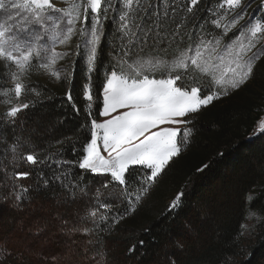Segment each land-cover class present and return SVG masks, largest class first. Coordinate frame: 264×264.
Masks as SVG:
<instances>
[{
    "label": "snow or ice",
    "instance_id": "1",
    "mask_svg": "<svg viewBox=\"0 0 264 264\" xmlns=\"http://www.w3.org/2000/svg\"><path fill=\"white\" fill-rule=\"evenodd\" d=\"M64 3L66 7L61 8L54 0H0V78L12 85L10 89L0 88V97L4 103L12 104V97L19 100L26 91L39 96L35 87L26 85L24 80L33 70L43 71L69 84L66 100L79 113L81 108L76 106L71 88L74 68L64 69L61 77V70L56 67L58 61L68 56L79 57L86 81L81 89V107L89 117L87 124L82 125L87 130L83 155L74 161L66 160L60 152L40 149L30 136L17 135L8 141L0 134V187L8 189L5 201L10 198L14 207L23 209L25 202H31V191L51 186L59 207L81 205L75 219L60 213L53 217L56 232L69 238L76 234L92 237L99 234L101 223L111 232L129 213L135 212L170 162L191 142L194 128L187 125L193 124V120L185 117L227 95L230 89H239L254 76L257 62L264 57V48L253 52L264 42V0L256 10L261 15L250 17L228 37L227 44L223 40L228 32L251 7L244 0H220L206 9L201 0ZM109 20L113 25L109 35L114 42L109 44L111 66L104 73L103 110L99 115L111 118L98 122L88 111L93 101L90 80L97 70L98 48ZM74 37L78 40L74 49L57 51L58 45L70 47ZM71 63L74 65L75 61ZM155 73L161 78H155ZM201 76L211 79L213 90L196 83ZM190 78L192 85L186 83ZM37 103L38 100L12 104L4 113V123L15 125L18 115ZM122 109L119 115H112ZM260 131L264 132V124ZM65 139L75 151L79 136L76 141L71 137ZM21 164L30 166L32 171H18ZM135 166H143V174H138ZM207 167L203 165L197 171ZM73 168L109 174L110 178L93 190ZM45 169L49 172L46 178ZM33 171L37 183L21 184L20 181L33 176ZM183 195L182 191L177 193L169 209L179 207ZM120 205H125L122 211ZM89 221L95 227L86 226ZM34 223L36 227L28 229L33 237L41 236L50 227L47 219L41 223L38 218ZM99 242L91 238L86 241L89 245ZM30 251H17L8 248L6 242L0 243V264L23 261L25 252ZM134 251L136 245L129 249L130 253ZM167 264L175 261L169 259Z\"/></svg>",
    "mask_w": 264,
    "mask_h": 264
},
{
    "label": "trees",
    "instance_id": "2",
    "mask_svg": "<svg viewBox=\"0 0 264 264\" xmlns=\"http://www.w3.org/2000/svg\"><path fill=\"white\" fill-rule=\"evenodd\" d=\"M201 2L206 9L220 0ZM104 28L106 38L102 37L97 70L90 80L93 101L88 111L97 121L103 110L105 69L111 66L109 44L114 42L109 35L113 30L110 20ZM74 61L68 68H74L71 88L75 104L81 108L79 113L66 100L69 84L63 79L55 84L36 81L31 87L40 95L34 92L28 95L29 102L38 100L39 103L20 113L15 125L5 124L4 114H0V134L8 141L17 135L30 136L40 149L60 152L66 160L74 161L83 155L87 130L82 125L89 120L81 107L85 67L80 58ZM154 76L161 78L159 73ZM263 115L264 59H261L249 82L185 117L193 120V124L187 125L194 128L191 142L170 162L137 210L129 213L111 232L101 223L97 236L66 237L56 232L53 217L60 213L75 219L81 205L59 207L49 186L31 191V202H25L23 209H18L10 198L5 201L8 189L0 187V243L6 242L8 248L17 251L31 250L25 252L23 261L12 264H167L169 259L175 264H264V140L261 136L253 137ZM78 136L73 151L72 144L65 138L76 141ZM61 140L64 143H57ZM23 154L27 155V150ZM203 165L208 167L198 172ZM135 167L138 174L145 171L143 166ZM17 170L32 171L25 164ZM73 172L81 173L80 179L93 190L101 188L110 178V175H96L77 168H73ZM48 175L45 169L44 177ZM20 183L35 185V172ZM181 191L184 195L179 207L169 209ZM251 195L253 197L249 198ZM124 207L120 205L119 210ZM249 209L261 217L262 222L256 243L246 249L242 233ZM116 210L114 207L113 211ZM38 218L41 223L47 219L50 227L41 236L33 237L28 229L36 227L34 222ZM86 226L95 227L91 221ZM89 238L100 242L89 245L86 243ZM141 240L143 245L139 243ZM133 245L136 251L130 253ZM247 250L249 253L245 256Z\"/></svg>",
    "mask_w": 264,
    "mask_h": 264
},
{
    "label": "rangeland",
    "instance_id": "3",
    "mask_svg": "<svg viewBox=\"0 0 264 264\" xmlns=\"http://www.w3.org/2000/svg\"><path fill=\"white\" fill-rule=\"evenodd\" d=\"M54 2L57 3L58 7H61V8L66 7L64 0H54ZM81 2H82V0H81ZM249 3L251 4V7L247 8V15H245L244 18L239 21V24L235 28H233L232 31L228 32L227 37H225V39L223 40L224 44L230 43V40L228 39V37H232L233 33L237 32L240 26L246 24L250 17H252L253 15H257V16L261 15L260 13H257L256 10H257L258 5H260L262 3V0H244L245 5H247ZM229 19H231V17H229ZM78 27H79V25H78ZM216 31L218 32L219 30H216ZM77 43H78V40H77V38L74 37L70 47L58 45L57 51H61V52L71 51L72 49L75 48ZM261 48H264V42H261V44L258 45L256 49H253V52L258 51ZM78 58L79 57H77V56H68L67 58H65L63 60L58 61V64L56 67L61 70V77H63V75H64L63 70L68 68L72 64L71 62L73 60L78 59ZM261 59H264V57H262ZM2 68H3V65L0 64V69H2ZM36 81H52V84H55L58 81H60V79L57 80V79L51 77L46 72H43V71L37 72V71L33 70L31 75L24 80V83L26 85L31 86ZM189 82H193L191 78L189 79ZM196 82L201 84L204 89H208L209 91L213 90V82L207 76L199 77V79ZM4 87H7L10 89L12 87L11 82L5 81L4 79L0 78V88H4ZM231 91H233V90L230 89L228 93H230ZM102 96H103V94H102ZM222 97H224V96H221V98ZM11 99H12V104L26 103V102L30 101V96L28 95V91H26L24 94L21 95L19 100H16L14 97H12ZM12 104L4 103L3 98L0 97V114H2V113L4 114L8 110V108L12 106ZM121 111H124V110L123 109L118 110L117 112L113 113L112 115H119ZM109 118H111V117L101 116V118L98 122H102L103 120L109 119ZM261 124H264V115L261 118V120L259 121V123L255 129V134L253 137L261 136L264 140V132L260 131V125ZM181 127L183 128L185 126H181ZM101 151L103 153V149H101ZM104 154L106 155V153H104ZM1 155H2V153H1ZM103 175H109V174H103ZM251 197H253V196L252 195L249 196V198H251ZM261 222H262L261 217H259L255 212H253L252 210L249 209V214H248L246 222L243 226V233H242V244H243L244 248L250 249L256 243L259 231L261 230V228H260ZM248 253H249V250L246 251L245 256H247ZM68 262L72 263L71 260L70 261L67 260V263Z\"/></svg>",
    "mask_w": 264,
    "mask_h": 264
}]
</instances>
